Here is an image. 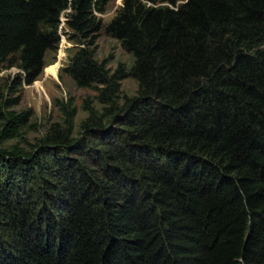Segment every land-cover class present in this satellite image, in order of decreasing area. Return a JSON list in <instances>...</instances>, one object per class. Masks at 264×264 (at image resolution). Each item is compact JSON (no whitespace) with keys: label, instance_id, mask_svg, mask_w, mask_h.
<instances>
[{"label":"trees","instance_id":"trees-1","mask_svg":"<svg viewBox=\"0 0 264 264\" xmlns=\"http://www.w3.org/2000/svg\"><path fill=\"white\" fill-rule=\"evenodd\" d=\"M109 1L0 0V66L34 82L69 7L88 40L61 71L104 107L87 110L80 139L72 112L29 151L31 112L0 111V145L18 141L0 148V264H264V0H123L102 25ZM101 30L130 72L96 59ZM129 77L137 93L120 98ZM41 152L61 154L55 174ZM34 172L49 195L30 216Z\"/></svg>","mask_w":264,"mask_h":264},{"label":"rangeland","instance_id":"rangeland-1","mask_svg":"<svg viewBox=\"0 0 264 264\" xmlns=\"http://www.w3.org/2000/svg\"><path fill=\"white\" fill-rule=\"evenodd\" d=\"M122 2L123 0H110L105 8V12L96 14V20L100 21L102 25L109 23L122 6ZM70 12L71 9L68 7L61 13L57 30L59 43L56 49L46 53L44 58L45 67L34 82L29 85L25 84L24 76L21 75L22 72L18 68L0 66V111L4 113L14 111L18 114L27 111L31 112L28 123L29 127L24 130L22 139L18 143L19 147L25 151L31 150L32 148L30 147L33 144L46 138L50 128L54 124L60 125V130H63L65 119L72 112L75 113V116L73 118L74 131L71 138L80 139L82 134L81 126L88 117L87 110L93 108L101 113L104 108L97 101V92L94 87L79 88L68 74L61 71L68 66L70 59L79 48L86 45L88 40H83L81 36L67 27V15ZM93 51L99 62H106V68L110 72L116 70L119 65H122L127 72H130L133 64L131 55L127 54L116 40L106 36L103 30L95 34ZM18 74L23 77L16 79ZM119 86L120 98L135 97L137 83L134 79L130 77L126 78L120 82ZM122 102V99H120L119 103L121 104ZM104 121L107 127L114 126L111 120L105 119ZM1 123L0 119V128ZM17 142V140H7L0 145V148H8ZM54 153L41 152L38 156L39 164L42 166L44 172H47L49 175L56 172V167H52L55 155H61ZM72 156L76 158V156ZM30 177V182L26 183L28 193L25 196L36 200L35 208L31 209L28 206L31 202L26 204L29 198L26 199L25 196L21 195L22 193L13 195L9 193V189H7V192L10 194H8L9 199H13V203L17 200L16 197L18 196L15 206L22 207L27 205V208H30V216H33L38 212L40 207L45 206L44 198L45 196L48 198L49 194L47 189H42L39 185V173L34 172ZM46 179L47 177L44 174V180ZM51 179L49 180L51 181ZM17 181L16 184H22L20 180ZM54 182L51 181L50 183ZM52 210L50 209L51 213H53ZM54 216L57 218V222H60V215L58 214L57 217V214L54 213ZM56 232L57 230H52V234L43 236L44 242L49 239L52 241L56 237Z\"/></svg>","mask_w":264,"mask_h":264}]
</instances>
